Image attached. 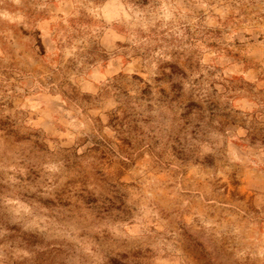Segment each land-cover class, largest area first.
Wrapping results in <instances>:
<instances>
[{
	"label": "rangeland",
	"instance_id": "obj_1",
	"mask_svg": "<svg viewBox=\"0 0 264 264\" xmlns=\"http://www.w3.org/2000/svg\"><path fill=\"white\" fill-rule=\"evenodd\" d=\"M0 264H264V0H0Z\"/></svg>",
	"mask_w": 264,
	"mask_h": 264
}]
</instances>
